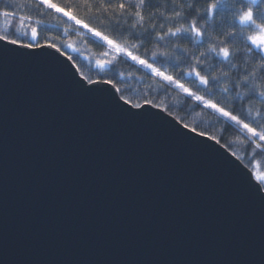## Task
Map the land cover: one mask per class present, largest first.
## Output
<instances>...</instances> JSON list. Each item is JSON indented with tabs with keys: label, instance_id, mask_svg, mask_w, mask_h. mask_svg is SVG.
Segmentation results:
<instances>
[{
	"label": "water",
	"instance_id": "1",
	"mask_svg": "<svg viewBox=\"0 0 264 264\" xmlns=\"http://www.w3.org/2000/svg\"><path fill=\"white\" fill-rule=\"evenodd\" d=\"M12 261L264 264V204L158 122L0 57V264Z\"/></svg>",
	"mask_w": 264,
	"mask_h": 264
},
{
	"label": "snow or ice",
	"instance_id": "2",
	"mask_svg": "<svg viewBox=\"0 0 264 264\" xmlns=\"http://www.w3.org/2000/svg\"><path fill=\"white\" fill-rule=\"evenodd\" d=\"M71 3L76 7L50 0H8L0 8V57L6 62L11 56L19 65H51L75 91L106 101L120 116L158 122L174 136L220 160L238 187L264 204V175L254 176L250 171L252 159L264 157V0H165L159 5L153 0ZM81 5L92 11L88 22L76 12ZM29 8L37 15H42L41 8L53 10L86 30L98 45L107 48L97 68L103 71L120 59L132 62L137 71L143 69L145 76L155 78L165 93L171 89L193 109L199 108V115L213 117L214 123L209 122L212 126H223L220 135L186 123L163 101H133L114 79L78 78L80 68L73 67L76 60L63 51L78 49L64 41L57 43L59 37L41 39V20L33 22L31 15H25ZM97 16L118 40L106 30L91 26ZM234 47L241 55H236ZM229 128L242 135L237 139L244 152L252 156L245 158L234 150L235 141L224 135ZM49 156L55 159L56 153Z\"/></svg>",
	"mask_w": 264,
	"mask_h": 264
},
{
	"label": "trees",
	"instance_id": "3",
	"mask_svg": "<svg viewBox=\"0 0 264 264\" xmlns=\"http://www.w3.org/2000/svg\"><path fill=\"white\" fill-rule=\"evenodd\" d=\"M8 0H0V8H2ZM50 2L60 4H70L71 7L75 8V4L71 3V0H50ZM180 2V0H178ZM184 2H189V0H184ZM155 4H163L165 0H153ZM94 8V6H93ZM160 10H164L161 8ZM98 11V10H97ZM155 11V9H153ZM40 12L42 15H37V13L29 8L24 14L31 15L33 17V22L36 19L41 20V39L46 37H59L57 43L64 41L65 43L71 44L78 51H72L71 48H65L63 51L73 57L76 60V67L80 68V74L88 76L92 79H100L101 77L111 78L117 82V86L121 87L125 92L128 98L133 101L139 99L141 102L145 98H150L153 102L163 101L169 107L173 108L175 115L182 118L186 123L193 124L200 128L201 130H206L211 132L214 135H220L219 129L223 126L217 125L212 126L209 122L214 123V118L205 114L199 115V108L193 109V107L176 95V93L169 89L168 93H165L163 89L159 88L158 83L155 78L148 77L144 75V70H136V67L132 65V62L125 61L120 59L116 62H113L109 67L101 71L96 67L97 61H101L104 58L103 53L107 51L106 47H101L98 45L90 34L83 29H80L79 26L73 24V22L67 20L66 17H62L53 10H48L41 8ZM76 12L79 18L84 19L88 22L89 17L92 16V11L86 9L83 5L76 9ZM91 26L97 27L100 30H106L114 39H119L115 33L110 29H107L106 22L103 21L102 17L97 16V18L91 20ZM168 25H166L167 27ZM71 29L69 33L64 36L63 29ZM223 39V36L219 37ZM191 48L192 46L189 45ZM192 51L195 52L196 49L192 48ZM233 51L236 55H241V52L237 48H233ZM215 64V61H213ZM211 71V69H209ZM224 135L227 139L235 141V149L239 155L247 158L252 156L251 152H244V145H242L237 139L242 135L234 128L226 129ZM251 170L255 176L264 175V157L256 156L252 159Z\"/></svg>",
	"mask_w": 264,
	"mask_h": 264
},
{
	"label": "rangeland",
	"instance_id": "4",
	"mask_svg": "<svg viewBox=\"0 0 264 264\" xmlns=\"http://www.w3.org/2000/svg\"><path fill=\"white\" fill-rule=\"evenodd\" d=\"M69 31H71V29H68V28L67 29H63V34L66 36L69 33Z\"/></svg>",
	"mask_w": 264,
	"mask_h": 264
}]
</instances>
